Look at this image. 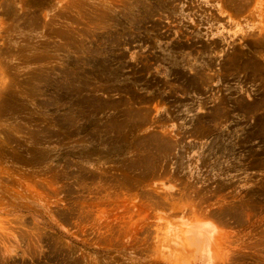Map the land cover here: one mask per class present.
Returning a JSON list of instances; mask_svg holds the SVG:
<instances>
[{
    "label": "rangeland",
    "instance_id": "374dc122",
    "mask_svg": "<svg viewBox=\"0 0 264 264\" xmlns=\"http://www.w3.org/2000/svg\"><path fill=\"white\" fill-rule=\"evenodd\" d=\"M0 264H264V0H0Z\"/></svg>",
    "mask_w": 264,
    "mask_h": 264
}]
</instances>
